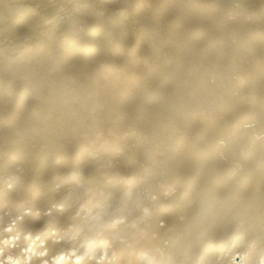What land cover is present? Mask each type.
Here are the masks:
<instances>
[{
  "label": "bare ground",
  "instance_id": "1",
  "mask_svg": "<svg viewBox=\"0 0 264 264\" xmlns=\"http://www.w3.org/2000/svg\"><path fill=\"white\" fill-rule=\"evenodd\" d=\"M239 1L0 0V264H264V0Z\"/></svg>",
  "mask_w": 264,
  "mask_h": 264
},
{
  "label": "water",
  "instance_id": "2",
  "mask_svg": "<svg viewBox=\"0 0 264 264\" xmlns=\"http://www.w3.org/2000/svg\"><path fill=\"white\" fill-rule=\"evenodd\" d=\"M255 1H257V0H240L239 2H237V3H232V4H238L239 5V7L236 9V11H237V13L239 14V17L241 18V17H244V16H246L247 14L249 15V14H251L252 13V11H253V9H252V5L255 3ZM245 10V12H246V14L244 15V16H242L241 14H240V12L241 11H243V10ZM171 46H173V44H171ZM166 47L167 48H169L170 46L169 45H167L166 44ZM159 74V69H156V75H158ZM153 81H154V78H153ZM152 81V82H153ZM154 84V83H153ZM152 84V85H153ZM151 85V88H152V91L154 90V86H152ZM254 109V108H253ZM238 112V113H237ZM243 112V111H242ZM257 112V111H256ZM246 113V112H245ZM235 114V115H234ZM247 114V116L249 117L250 116V114L249 113H246ZM231 115H233L234 116V118L235 117H237L238 115H239V111H235V112H233ZM241 118V117H240ZM250 118V117H249ZM247 121H252V122H255L256 120H249V119H246L245 120V122H240V121H237L236 122V124L237 125H242V127H243V125L244 124H247L248 122ZM242 127H240L239 126V134L241 135L244 131H243V128ZM252 131V130H251ZM251 131H250V134H251ZM247 132H244V135L246 134ZM217 158H218V156H217ZM220 160H221V158H219V161H216L215 163H219L220 162ZM208 166H207V169H210L211 168V166L209 165V164H207ZM198 192H197V194L200 192L199 190H197Z\"/></svg>",
  "mask_w": 264,
  "mask_h": 264
}]
</instances>
